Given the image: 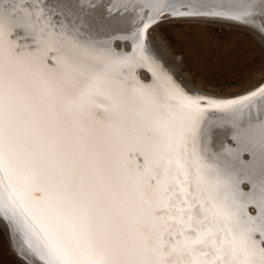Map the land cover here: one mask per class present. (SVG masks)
Wrapping results in <instances>:
<instances>
[{"label":"snow or ice","instance_id":"snow-or-ice-1","mask_svg":"<svg viewBox=\"0 0 264 264\" xmlns=\"http://www.w3.org/2000/svg\"><path fill=\"white\" fill-rule=\"evenodd\" d=\"M44 7L0 0V212L31 229L46 264H264V129L221 166L201 127L209 112L243 113L264 83L229 99L189 94L147 54L155 17L118 54L80 42ZM167 7L181 17L251 11ZM17 30L32 44L21 47Z\"/></svg>","mask_w":264,"mask_h":264},{"label":"bare ground","instance_id":"bare-ground-1","mask_svg":"<svg viewBox=\"0 0 264 264\" xmlns=\"http://www.w3.org/2000/svg\"><path fill=\"white\" fill-rule=\"evenodd\" d=\"M144 1L147 2V6L152 7L153 5H155V0H130V2L127 0H48L47 2L50 7H54V19L60 21L70 35L74 36L77 40L84 44L94 45L98 48H103L107 50L109 49L107 47L108 39L113 37V35H116V33L118 34L126 32V30L129 28V24L133 23L134 20H136L137 13H135V10H139L141 2ZM254 5L256 7L255 9L258 10L259 14L264 16V0H261L260 3ZM253 19H259L261 25H259V27H255L250 24L247 26L245 25L246 22L243 19L234 20L226 19V17H201L195 19V21L198 20L199 22L216 23L218 25H230L232 27L242 29L244 32H249V35L257 41V43L261 46L264 52V34L262 32V30H264V17L261 19L260 16H257ZM173 21L179 23L190 20L181 18ZM158 25L152 27L153 29L151 28L150 31H148V39L152 34H155ZM96 41L101 42V44L98 45ZM149 45V51L153 55V57L159 59L164 64H166L164 57H162V54L157 48V46L155 47L152 42L149 43ZM114 46L116 49L121 48V46H123L126 50V48H128V43L116 42ZM165 48L166 46L164 47L160 45V50H162V52H166L164 51ZM166 53L168 55V52ZM168 57V60L173 58L172 56L170 57V55H168ZM168 63H170L171 66H176V63L173 62V59ZM166 67L167 70L171 72V68L168 64H166ZM174 69L175 71L177 70L176 67H174ZM172 74L174 75L175 73ZM175 77L179 79L181 75H176ZM181 80L182 79H180V81ZM182 81L181 82L185 86V88L190 90L191 92H197L211 96L222 95L218 92H212L206 89L203 90L198 86H191L190 79H185V81ZM242 91L243 89L241 91L239 90L236 93H240ZM236 93L223 94L225 96H230ZM240 114L241 113L237 114L235 117H225L221 113H218V115H216L217 123L211 125L207 130L205 144L211 149L221 148L222 143H224L227 139L228 133L233 131V127L225 125V123H232L233 126L235 125V128L238 130V133L241 136L245 135V138L247 136L248 139L252 140V138L259 137L261 130L264 129V100L258 101L255 105L250 108V110H247L244 113V115L246 116H243L241 118L239 117ZM226 142L232 144V142L229 140H227ZM261 174L264 173H262V170L258 165L256 169V178H259ZM245 188L247 187L245 186ZM2 216L0 218V227L4 232L9 246L10 242L14 244L15 247L13 248V250L16 251L15 255H17L18 258L21 259V262L23 260L25 264H41L38 261V259H40L38 254L36 255L38 258L36 260L32 255H30L29 252H27L26 247L29 248V243L31 242L28 239L27 235L23 231L18 234L16 226L13 225L12 222L9 220L5 221L7 218L4 215ZM2 218H4L5 220H3ZM8 237L10 238V240ZM18 242H20V244L22 245L19 246Z\"/></svg>","mask_w":264,"mask_h":264},{"label":"rangeland","instance_id":"rangeland-1","mask_svg":"<svg viewBox=\"0 0 264 264\" xmlns=\"http://www.w3.org/2000/svg\"><path fill=\"white\" fill-rule=\"evenodd\" d=\"M183 22L186 23L160 24L149 37L174 75H181L179 78L184 81L190 79L191 86L225 94L258 82L264 72V52L253 37L230 25ZM160 45L166 46L164 51L173 57L176 66L168 63L172 59L168 60ZM18 245L22 244L18 242ZM14 247L11 242L9 246L0 228V264H22L21 259L15 257Z\"/></svg>","mask_w":264,"mask_h":264},{"label":"water","instance_id":"water-1","mask_svg":"<svg viewBox=\"0 0 264 264\" xmlns=\"http://www.w3.org/2000/svg\"><path fill=\"white\" fill-rule=\"evenodd\" d=\"M48 0H43L44 2V11L51 16L53 22H55L58 26L62 25V23L56 19H54L55 16V12H54V7L48 4L47 2ZM130 2V0H127ZM7 3H11V0H6ZM192 2V0H155V5H153L152 7L147 6V2H141L140 5V9L139 10H135V13H137L136 16V20H134L133 23L129 24V28L126 30V32L124 33H116V35H113V37H111L110 39H108L107 41V47L111 48L112 50H114L115 52H117L118 54H130L133 50V43L140 37L141 31L144 28L145 24H148L150 22V18L151 17H155V21L151 23V26L147 29V31L144 33V43L147 49V54L148 56H150V58L156 63L157 66H159V68H161L168 76H170L177 84H179L182 88H184L185 91H187L189 94H199V95H205V96H210L213 98H217V99H229V98H235V97H241L244 96L256 89L259 88V86H261L262 83H264V72L263 74L258 78V82L255 83L254 85L247 87L246 89H243L242 92L240 93H236L233 95H224L223 93H221V96H211V95H207V94H202V93H197V92H191L190 90L186 89L185 86L182 84V82L180 81V78L177 79L175 76L173 75L171 72H169L167 70L166 64H164L162 61H160L159 59H156L153 57V55L150 53L149 51V43H151V41L148 39V31H150V29L158 24H164V23H172L174 22L173 20H178V19H189V22L192 23H198V24H203L201 22H199L198 20L195 21V19L204 17H216V18H224L225 16H198V17H181V16H174L171 14V9L168 8L167 6L169 4H174L177 7L181 4V3H189ZM201 2L203 3H208V4H227V5H234L236 6L237 9L241 8V7H251V11L246 14V15H242L239 19H243L245 20L246 24L245 25H253L255 27H259V25H261L260 20L259 19H253L254 17L256 18L257 16H260V18L262 19L264 16H262L261 14H259L258 10L255 9V5L257 3H260L261 0H201ZM107 8V6H106ZM163 9V14L162 15H156L157 10L158 9ZM108 10V8H107ZM106 10V11H107ZM181 10H186V9H181ZM226 19H232L229 17H226ZM239 19H234V20H239ZM264 20V19H263ZM198 21V22H197ZM179 23H186V22H179ZM248 23V24H247ZM205 24V23H204ZM207 24V23H206ZM210 25V24H209ZM214 25V24H212ZM216 25V24H215ZM258 25V26H257ZM235 28V27H233ZM238 29V28H237ZM242 30V29H241ZM263 34H264V30H262ZM247 33V32H246ZM249 34V32H248ZM14 39H16L18 41V43L20 44L21 47H26L32 44V40L31 38L27 37L25 35V33L22 30H17L16 33L14 34ZM116 42H120V43H128V48H126V50L124 49L123 46H121V48L116 49L115 48V43ZM96 43L99 45L101 44V42L96 41ZM49 56H55V53H49ZM46 63L48 64V66H52L53 65V60L52 59H48L46 61ZM135 78L137 80H139L142 84H151L153 81L152 78V73L148 70L147 67H137L135 70ZM264 100V98H255L252 103L248 106L247 109H245V111L243 113H241L239 115V117H243L246 116L244 115V113L247 110H250V108L255 105L258 101ZM256 102V103H255ZM218 112H209L208 116L209 119H207L206 122L202 123L201 127H202V143L203 146L207 152V154L212 157L219 165L221 166H227L230 163V156L229 153L243 147V144L246 142H250L252 141L254 138H252V140L248 139L247 136L246 138L244 136H241L238 133V130L235 128V125L233 126L232 123H225V125L228 126H232L233 127V131L229 132L227 135V140L231 141L232 144L227 143L226 141L224 143H222V146L220 149H211L210 147H208L205 144L206 141V133L208 128L217 123V116ZM242 158L245 161L251 160L252 157L248 154V152H244L242 151L241 153ZM143 162V158L142 157H137V163H142ZM242 187L245 188L244 185H242ZM247 188H245V191L249 190L250 186H246ZM249 212L252 215H255V210L252 209L251 207L249 208ZM4 215L7 219L5 220L4 218H2L3 220L7 221H11L13 225L16 226V230L18 231V234H20L21 231H23L28 239L31 241L29 243V248L26 247L27 252L30 253V255H32L36 260L37 258V254L39 256L40 259H38V261L41 264H46V260H45V255L44 252L42 251V247L40 245V243L38 242V240L36 239V237L32 234V231L30 228L26 227L23 225L22 222L18 221V220H14L12 218V216L10 214L6 215L3 212H0V218L1 216ZM3 217V216H2ZM1 228V227H0ZM2 229V228H1ZM257 240L260 239L259 236L256 237ZM15 257L18 259V256L15 255ZM19 260V259H18ZM20 261V260H19ZM21 262V261H20ZM22 263V262H21ZM23 264V263H22Z\"/></svg>","mask_w":264,"mask_h":264}]
</instances>
